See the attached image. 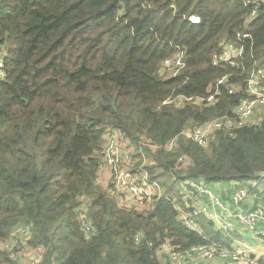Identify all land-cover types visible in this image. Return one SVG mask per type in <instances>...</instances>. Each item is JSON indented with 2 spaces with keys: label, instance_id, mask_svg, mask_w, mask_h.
<instances>
[{
  "label": "trees",
  "instance_id": "trees-1",
  "mask_svg": "<svg viewBox=\"0 0 264 264\" xmlns=\"http://www.w3.org/2000/svg\"><path fill=\"white\" fill-rule=\"evenodd\" d=\"M246 0H0V241L29 224L42 264H171L156 258L169 240L182 249L235 235L195 214L185 227L172 199L187 179L252 182L264 172V115L207 146L182 132L233 114L248 72L264 67V7L246 31L236 65L213 54L244 31ZM200 17L196 23L191 16ZM185 51L178 76H162L166 58ZM231 74L213 106L164 103L204 96ZM119 130L137 146V164L162 190L148 210L129 209L98 180L105 134ZM179 136L175 148L154 149ZM181 156L187 164L179 167ZM166 196H169L167 198ZM93 225L82 230L79 206ZM142 233L137 240L136 234ZM152 243V244H150ZM0 264H17L0 250ZM264 264V257L260 258Z\"/></svg>",
  "mask_w": 264,
  "mask_h": 264
},
{
  "label": "built area",
  "instance_id": "built-area-1",
  "mask_svg": "<svg viewBox=\"0 0 264 264\" xmlns=\"http://www.w3.org/2000/svg\"><path fill=\"white\" fill-rule=\"evenodd\" d=\"M246 5H253L245 16L244 31L237 33L236 39L224 42L219 51L212 57L214 65H236L243 57L244 48L242 41L251 38V33L246 31L250 23L256 18L259 9L264 7V0H246ZM191 20L200 22V17L191 16ZM186 66L185 51L178 49L172 56L166 58L163 67L171 70V76H178ZM231 74H226L212 84L204 96H187L178 94L170 96L164 103H173L183 107L186 103L199 106H213L219 101L221 87H225L230 94L235 93L240 85L230 81ZM246 96L233 108V114L208 120L192 129H187L182 134L200 146H207L212 135L220 130L233 134L236 128L259 123L264 115V67L254 66L248 72L244 89ZM259 115V116H258ZM105 147L101 152L102 163L98 173V180L109 190L119 204L129 209L139 211L148 210L156 195L161 196L162 191L153 181L148 172L143 168H134V151L136 146L127 139L119 130H109L105 136ZM179 136H175L162 146L149 143L152 148H164L171 151L175 148ZM187 164V157L181 156L178 160L179 167ZM108 175L102 178L104 172ZM105 178V179H104ZM250 190L247 186H239L231 194L233 207L217 193L213 185L205 184L203 180L187 179L180 185V200L172 199L178 212L180 222L190 230L199 231L195 214H202L211 221L218 230L232 232L237 224L242 225L249 232L258 237L262 235L259 225L264 223V204L259 196L258 202L252 208L246 209L243 204L248 200ZM169 198V196H166ZM79 220L82 230L89 234L93 225L88 220L85 206H79ZM31 236L29 224L17 225L11 237L0 241V250L8 251L10 257L18 264H42L43 248L32 247L28 240ZM142 233L136 234V239L143 238ZM152 244V243H150ZM20 248L16 251V248ZM156 258L161 262L171 264H197L205 261L215 264L217 260L222 264H260V258L247 248L226 247L211 242L205 245L192 246L182 249L172 244L169 240L160 242L155 250Z\"/></svg>",
  "mask_w": 264,
  "mask_h": 264
},
{
  "label": "crops",
  "instance_id": "crops-1",
  "mask_svg": "<svg viewBox=\"0 0 264 264\" xmlns=\"http://www.w3.org/2000/svg\"><path fill=\"white\" fill-rule=\"evenodd\" d=\"M108 173L105 171L102 175L106 177ZM105 179V178H104ZM239 186H247L250 190V196L248 200L243 204L246 209L252 208L258 202V197H261L264 202V172L260 173V178L257 181L242 182V181H230V182H219L213 185L217 193L227 202L231 201V194L235 188ZM259 229L262 233L260 237H255L253 232H249L242 225L237 224L234 231L229 232L235 235L234 242L231 247L236 248H248L258 258L264 257V223L259 225ZM215 264H222L221 261L217 260Z\"/></svg>",
  "mask_w": 264,
  "mask_h": 264
},
{
  "label": "rangeland",
  "instance_id": "rangeland-1",
  "mask_svg": "<svg viewBox=\"0 0 264 264\" xmlns=\"http://www.w3.org/2000/svg\"><path fill=\"white\" fill-rule=\"evenodd\" d=\"M171 70H168L167 72H165L164 74H163V76H165V74H166V76H170V74H171ZM259 116V115H258ZM104 147H105V144H104ZM136 155H137V146H136V149H135V151H134V162H133V164H134V167L136 166V164H137V158H136ZM162 191V190H161ZM227 202V201H226ZM229 205H230V207H233V204H232V201H230V202H227ZM262 204H264V202L262 203ZM207 219V218H206ZM208 220V219H207ZM216 228V227H215ZM217 229V228H216ZM222 231V230H221ZM227 233H229V232H227ZM254 235H255V237H257V235L255 234V233H253ZM245 248V247H244ZM19 247L18 248H16V251H19ZM248 249V248H247ZM18 264V263H17ZM197 264H208V263H205V261H199V262H197Z\"/></svg>",
  "mask_w": 264,
  "mask_h": 264
},
{
  "label": "water",
  "instance_id": "water-1",
  "mask_svg": "<svg viewBox=\"0 0 264 264\" xmlns=\"http://www.w3.org/2000/svg\"><path fill=\"white\" fill-rule=\"evenodd\" d=\"M166 72V69L164 67L161 68L160 74L163 76V74Z\"/></svg>",
  "mask_w": 264,
  "mask_h": 264
}]
</instances>
